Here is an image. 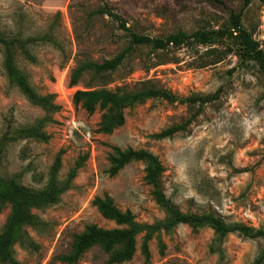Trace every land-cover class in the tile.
<instances>
[{"label":"rangeland","instance_id":"1","mask_svg":"<svg viewBox=\"0 0 264 264\" xmlns=\"http://www.w3.org/2000/svg\"><path fill=\"white\" fill-rule=\"evenodd\" d=\"M240 0H0V36L16 38L12 63L39 94H51L57 106L43 110L30 103L5 74L0 44V176L39 189L54 156L60 151L57 177L64 179L77 157L81 165L56 203L31 209L42 224L25 226L33 247L13 245L17 264H251L263 239L228 233L220 250L211 251L208 227L192 231L177 224L148 242V255L136 236L130 259L108 262L98 246L84 251L74 263L58 256L70 247L73 234L88 224L115 227L92 204L94 196L108 195L120 210L150 223L163 216L143 179V163L131 160L109 175L112 147L145 149L160 161L161 188L181 211H213L228 221L264 229V77L251 61L238 60L236 43L214 64L204 46L181 45L163 50L140 46L115 70L93 75L84 70L75 84L72 69L82 61L101 62L119 52L126 33L164 37L178 30L216 28L225 23L228 9L238 11ZM106 5L124 21L93 12ZM241 23L264 54V0H252L241 13ZM26 52L28 55H25ZM148 80L178 97L214 94L184 130L170 137L152 134L179 123L196 104L150 98L122 110L123 121L109 133L97 130L102 110L85 111L72 101L76 89H131ZM49 116L45 141L12 138L13 130ZM3 134L7 139L3 141ZM10 137V138H9ZM9 138V139H8ZM2 139V140H1ZM9 205L0 203V230ZM264 264V260L263 263Z\"/></svg>","mask_w":264,"mask_h":264},{"label":"trees","instance_id":"2","mask_svg":"<svg viewBox=\"0 0 264 264\" xmlns=\"http://www.w3.org/2000/svg\"><path fill=\"white\" fill-rule=\"evenodd\" d=\"M209 1L220 2V0ZM240 1L238 11L228 9L225 23L216 28L197 29L190 33L178 30L164 37H150L144 34L127 32L126 45L119 52L101 62L82 61L78 63L70 73L69 83L71 85L75 84L84 70L90 71L95 76L115 70L140 46H147L150 50L155 51L184 44L201 45L205 47L203 54L206 57H210L202 65L214 64L221 60L227 52L231 51L230 42L232 40L236 43L235 54L238 60L241 62L251 61L257 71L264 77L263 51L241 23L242 10L252 0ZM93 12L107 15L111 19L116 20L120 28L126 29L124 21L108 6H100ZM12 43H17L19 48H23L21 41L18 39L6 40L0 36V44H3L6 49L3 56V67L7 79L19 89L30 103L41 107L43 110H55L57 106L52 102L51 94L37 93L26 77L12 63V54L8 50ZM25 55L28 54L26 53ZM213 97L214 94H194L192 96L178 97L168 90L154 86L148 80L138 82L131 89L87 88L76 89L72 93V101L79 103L85 111L92 112L95 107L102 110L97 130L103 133L111 132L122 123V110L124 108L131 107L145 99L161 98L169 102L178 101L189 105H197L195 110L181 122L171 124L153 133L152 135L156 138L170 137L184 130L199 112L201 106L205 102L212 100ZM47 120H50L49 116L37 118L28 125L14 129L10 137L45 141L48 138V134L43 130V126ZM2 139L3 141L7 139L6 134H3ZM59 154L60 151L54 156L48 167L45 183L39 189L27 187L12 178L4 179L0 176V203L9 205L8 216L0 230V264H17V260L13 255V245L15 243L23 247L34 246L32 239L25 230V226L36 228L43 221L33 214L31 209L42 208L56 203L59 195L70 186V180L74 176L76 169L81 165L83 157H77L73 165L68 168L65 178L59 179L57 177L60 166ZM131 160H138L143 163V179L150 186L151 198L163 212V216L150 223L138 222L134 219L130 210H120L113 204L112 199L108 195L94 196L92 204L100 215L105 219L112 220L116 226L103 228L95 224L86 225L81 232L73 234L69 250L65 254L58 256L60 261L74 263L88 248L98 246L108 254V262H123L131 258L136 236L138 235L141 238L140 250L147 256L148 240L152 236H156L158 245L162 248L158 234L160 231H171L177 224H185L192 231L200 227L211 229L212 237L209 249L214 252L218 249L220 250V244L228 233H237L248 238H261L264 241V229L262 227H254L239 221H228L213 211L200 213L181 211L173 205L162 192L160 178L163 167L158 158L145 149H132L130 147L120 149L113 146L112 152L108 155V174H114ZM263 260L264 244L251 264H262ZM169 264L179 263L171 262Z\"/></svg>","mask_w":264,"mask_h":264}]
</instances>
